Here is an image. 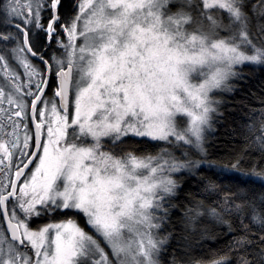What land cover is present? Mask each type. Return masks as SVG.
Here are the masks:
<instances>
[{"label":"snow or ice","instance_id":"6c2138e0","mask_svg":"<svg viewBox=\"0 0 264 264\" xmlns=\"http://www.w3.org/2000/svg\"><path fill=\"white\" fill-rule=\"evenodd\" d=\"M63 7L0 0L16 29L0 33V264H160L172 234L159 233L193 177L224 195L206 212L195 202L185 228L207 215L227 251L198 258L178 241L171 264H264V194L248 187L264 188V135L247 125L250 169L244 153L217 163L205 147L222 105L211 94L234 90L238 66H264V0Z\"/></svg>","mask_w":264,"mask_h":264},{"label":"trees","instance_id":"16d2710c","mask_svg":"<svg viewBox=\"0 0 264 264\" xmlns=\"http://www.w3.org/2000/svg\"><path fill=\"white\" fill-rule=\"evenodd\" d=\"M257 2L258 0H251L252 4ZM72 3L74 0H62L64 7L61 10L64 11ZM236 71L240 73L242 79H233L229 82L233 91L217 90L212 94L214 99L222 101V105L218 113L212 116V130L206 133L205 147L209 161L217 163H226L235 155L244 153L245 158L241 166L250 169L253 163L259 161L260 153L246 145L255 139V135H264L259 130L260 121L264 119V66L249 64L238 66ZM252 123L256 125L255 135H250L247 128V125ZM129 145L141 147L131 141L122 147L131 150ZM143 148L145 152L153 155L159 151V147H153L152 144L144 145ZM260 166L264 167V164ZM175 178L180 177L177 175ZM217 184L230 187L232 192L239 191L241 187L235 181L230 183L228 179L223 178L217 181ZM248 187L252 190L250 195L254 193L257 199L264 194V188L259 183ZM223 195V192L218 195L205 193L203 185H198L195 177L184 180L178 199L173 202L176 207L172 210L170 222L166 224L165 230L159 233L160 236L172 234L161 254L160 264H171L172 254L178 250V241L180 244H190V254L198 258H207L210 253L216 251L223 255L227 251L224 248L225 240L221 235L227 230L225 225H219L207 215H203L195 218L186 229L187 222L184 220L185 211L193 207L195 202L203 200L205 208L202 211L206 212L208 206L218 207L216 201ZM50 221V218L38 219V223Z\"/></svg>","mask_w":264,"mask_h":264},{"label":"flooded vegetation","instance_id":"af4514ba","mask_svg":"<svg viewBox=\"0 0 264 264\" xmlns=\"http://www.w3.org/2000/svg\"><path fill=\"white\" fill-rule=\"evenodd\" d=\"M22 3H24L21 0ZM46 14V13H45ZM47 15V14H46ZM47 17V16H46ZM8 31H16L14 24H7L2 17H0V33H5ZM22 72V70H20ZM2 79V78H1Z\"/></svg>","mask_w":264,"mask_h":264},{"label":"rangeland","instance_id":"374dc122","mask_svg":"<svg viewBox=\"0 0 264 264\" xmlns=\"http://www.w3.org/2000/svg\"><path fill=\"white\" fill-rule=\"evenodd\" d=\"M22 1H23V2H26V0H22ZM44 15H45V18H46L47 15H46V14H44ZM0 82H2V79H1V78H0ZM213 93H215V91H214ZM213 93H212V94H213ZM212 94H211V95H212ZM50 222H52V221H50ZM37 223H38V220H37ZM35 226H36V225L34 224L33 227H35ZM9 239H10V238H9Z\"/></svg>","mask_w":264,"mask_h":264},{"label":"water","instance_id":"95a60500","mask_svg":"<svg viewBox=\"0 0 264 264\" xmlns=\"http://www.w3.org/2000/svg\"><path fill=\"white\" fill-rule=\"evenodd\" d=\"M74 2H75V0H74ZM6 227V226H5ZM9 238H10V236H9Z\"/></svg>","mask_w":264,"mask_h":264}]
</instances>
